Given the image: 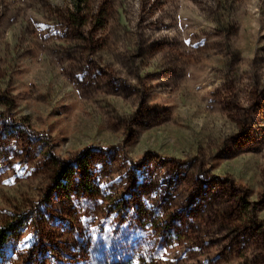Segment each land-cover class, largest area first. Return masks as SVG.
Here are the masks:
<instances>
[{"label":"rangeland","instance_id":"obj_1","mask_svg":"<svg viewBox=\"0 0 264 264\" xmlns=\"http://www.w3.org/2000/svg\"><path fill=\"white\" fill-rule=\"evenodd\" d=\"M0 264H264V0H0Z\"/></svg>","mask_w":264,"mask_h":264},{"label":"trees","instance_id":"obj_2","mask_svg":"<svg viewBox=\"0 0 264 264\" xmlns=\"http://www.w3.org/2000/svg\"><path fill=\"white\" fill-rule=\"evenodd\" d=\"M170 31V30H169ZM168 30L167 31H163V32H161V34L159 35L160 37H163V36H168V35H170V32H169ZM159 37V38H160ZM157 38H158V36H157Z\"/></svg>","mask_w":264,"mask_h":264}]
</instances>
